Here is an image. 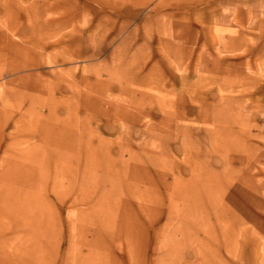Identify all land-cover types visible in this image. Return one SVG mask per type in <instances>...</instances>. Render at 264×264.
Instances as JSON below:
<instances>
[{
  "label": "rangeland",
  "instance_id": "374dc122",
  "mask_svg": "<svg viewBox=\"0 0 264 264\" xmlns=\"http://www.w3.org/2000/svg\"><path fill=\"white\" fill-rule=\"evenodd\" d=\"M0 264H264V0H0Z\"/></svg>",
  "mask_w": 264,
  "mask_h": 264
}]
</instances>
